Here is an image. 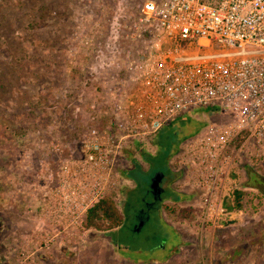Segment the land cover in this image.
<instances>
[{"label":"rangeland","instance_id":"374dc122","mask_svg":"<svg viewBox=\"0 0 264 264\" xmlns=\"http://www.w3.org/2000/svg\"><path fill=\"white\" fill-rule=\"evenodd\" d=\"M141 1L0 0V264H264L260 161L243 160V167L253 168L239 175L242 158L235 160L225 180L224 213L215 225L203 222L200 193L184 187V171L175 164L185 140L234 118L209 109L178 117L122 151L117 162L122 177L112 196L124 217L120 227L99 231L86 229L85 223L80 238L67 241L58 227L40 222L39 199L29 194V183L36 182L44 165L55 175L59 156L53 143L70 142L82 128L106 125L93 119L108 97L103 78L122 69L125 46L132 51L114 23L123 22L127 8ZM91 36L94 48L86 44ZM147 158L156 159L149 163ZM153 163L164 171L159 200L150 189L157 172ZM137 167L142 170L137 178L148 182L143 189L127 176ZM239 179L256 190L246 192L247 204L237 211L229 205ZM133 197L144 201L135 205ZM182 208L192 209L190 219L175 212ZM140 210L148 220L134 230ZM45 234L59 236L36 239Z\"/></svg>","mask_w":264,"mask_h":264},{"label":"built area","instance_id":"2783aa9c","mask_svg":"<svg viewBox=\"0 0 264 264\" xmlns=\"http://www.w3.org/2000/svg\"><path fill=\"white\" fill-rule=\"evenodd\" d=\"M127 10L114 29L132 51L125 46L122 69L103 78L108 97L94 110L106 125L53 143L55 175L44 165L29 183L41 224L58 227L67 241L80 238L89 209L117 192L122 151L193 111L234 116L185 140L175 159L184 187L200 193L203 222L215 225L223 215L225 180L238 157L264 166V0H142Z\"/></svg>","mask_w":264,"mask_h":264},{"label":"trees","instance_id":"16d2710c","mask_svg":"<svg viewBox=\"0 0 264 264\" xmlns=\"http://www.w3.org/2000/svg\"><path fill=\"white\" fill-rule=\"evenodd\" d=\"M171 125L172 124H170L169 126H171ZM164 128H162V129H164ZM86 129L87 128H82L80 130H77V132L74 133V136H73L74 138L71 139L70 141L77 140L79 138L80 134ZM162 129L159 132H161ZM239 143H240V139L236 140L234 142V145L238 146ZM155 159L147 158V161L149 163H151ZM136 166H138V164ZM151 166H152V164H151ZM153 166H157V168H155V171L164 172L163 167L160 164L153 163ZM138 170H141V169L139 167H137V168H135V170L128 171L127 176L130 179H132L135 183H137V186H139V188L143 189V186L147 185L148 182H146L145 179L139 180L137 178L136 172ZM147 192H149V188H147L146 193ZM161 192H162V188H161L160 192L153 195L154 200L160 199ZM232 196H233V199H232L231 205H229V206L232 209L237 210V211L244 209L245 205L247 204V201H246L247 193H246V191L241 190V189H235L232 193ZM133 199H134V204L136 205L137 202H139V201L142 202V200L144 198L138 199V198L133 197ZM152 206H153L152 203L146 204V207L150 210L152 209ZM176 211L179 214V216L183 219H190L191 218V214H192L191 208H182L179 210L175 209V212ZM137 215H141V218L143 217L145 222L148 220V217H147L148 214H147V212H145V210H140ZM123 223H124V217L121 214L120 210L118 209L115 200L113 199V197H106L105 199H103L99 203H97L93 208L89 209L85 228L86 229H95V230H99V231H108V230H113L115 228L120 227Z\"/></svg>","mask_w":264,"mask_h":264},{"label":"crops","instance_id":"0c3cea01","mask_svg":"<svg viewBox=\"0 0 264 264\" xmlns=\"http://www.w3.org/2000/svg\"><path fill=\"white\" fill-rule=\"evenodd\" d=\"M240 158H242L241 159V161H239L238 162V164H237V170H238V172H239V175H242L243 173H245V172H247V170H248V168H253V166L251 167V165L249 166V165H245L244 164V167L242 166V161L243 160H245V157L243 156V155H241L240 156ZM256 169V168H255ZM258 173H259V171H258ZM250 174H252V173H250ZM249 175V173H247V175H243V177H247ZM239 181V189H241V190H244V191H248L249 190V188H250V186H249V188L245 185V182H244V180H241V179H239L238 180ZM245 185V187H243ZM253 187L251 186V189L250 190H256V187L254 186V188L255 189H252ZM249 190V191H250ZM34 205H35V203H34ZM37 205V207H38V209H40V206L38 205V204H36Z\"/></svg>","mask_w":264,"mask_h":264},{"label":"water","instance_id":"95a60500","mask_svg":"<svg viewBox=\"0 0 264 264\" xmlns=\"http://www.w3.org/2000/svg\"><path fill=\"white\" fill-rule=\"evenodd\" d=\"M164 174L163 172H156L151 180L150 189L153 193V195L157 194L161 190V182L163 181ZM142 226V222L138 225V228L140 229Z\"/></svg>","mask_w":264,"mask_h":264},{"label":"flooded vegetation","instance_id":"af4514ba","mask_svg":"<svg viewBox=\"0 0 264 264\" xmlns=\"http://www.w3.org/2000/svg\"><path fill=\"white\" fill-rule=\"evenodd\" d=\"M152 192V191H151ZM137 219H138V225L142 222V225H143V223L145 222L144 221V219H143V217L141 218V215H137V217H136ZM138 225H136V227H135V229L134 230H139V228H138Z\"/></svg>","mask_w":264,"mask_h":264}]
</instances>
